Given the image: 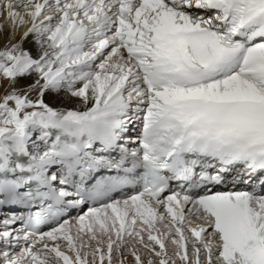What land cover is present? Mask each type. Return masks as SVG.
<instances>
[{"label":"snow or ice","instance_id":"obj_1","mask_svg":"<svg viewBox=\"0 0 264 264\" xmlns=\"http://www.w3.org/2000/svg\"><path fill=\"white\" fill-rule=\"evenodd\" d=\"M0 264H264V0H0Z\"/></svg>","mask_w":264,"mask_h":264}]
</instances>
